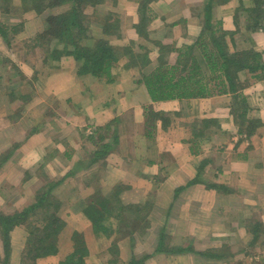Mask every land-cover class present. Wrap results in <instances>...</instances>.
<instances>
[{
	"label": "crops",
	"instance_id": "0c3cea01",
	"mask_svg": "<svg viewBox=\"0 0 264 264\" xmlns=\"http://www.w3.org/2000/svg\"><path fill=\"white\" fill-rule=\"evenodd\" d=\"M3 1L0 27L15 28L22 14H13L9 4L17 2ZM116 1L125 6L123 19L118 15L123 37L109 42L120 51L109 82L79 76L81 61L70 58L47 64L44 81L34 78L47 92L54 89L52 79L58 81L61 67L68 66L64 75L75 76L78 90L71 101L77 116L84 106L77 103L83 102L81 97L90 100L91 108L80 114L83 121L92 124L94 132L109 127L120 147L94 161L91 155L83 156L81 144L76 146V129L70 137L63 126L53 137L52 130H45L50 127L42 125L28 136L27 146L1 166L0 212H21L37 202L39 189L55 183L40 205L58 207L61 231L70 227L69 239L84 236V264H264V70L246 73L248 82L235 98L225 94L152 102L142 82L143 76L160 71L167 72L166 77L172 74L174 82L189 75L190 66L182 69L195 51L187 49L210 42L201 37L208 5L209 29L221 30L220 39L230 53L257 52L264 64V0H149L145 5L143 0ZM105 5L103 15L91 23L92 38L84 43L91 50L98 40L107 39L101 31L114 13ZM62 7L45 10L43 18L37 14L41 24ZM12 60L8 71L0 70V81L20 69ZM72 80L63 88H70ZM77 81H84L85 87L78 89ZM8 84L0 83V143L11 133L21 135L19 124L29 119L20 97L12 94L22 85ZM61 90L57 100L59 92H65ZM151 109L160 115L147 127L145 112ZM45 140L47 151L46 144L39 146ZM59 145L71 148L61 150ZM2 149L0 145V155L8 150ZM22 229L10 232L8 264H21L25 242L17 235ZM4 258L0 240V264Z\"/></svg>",
	"mask_w": 264,
	"mask_h": 264
},
{
	"label": "trees",
	"instance_id": "16d2710c",
	"mask_svg": "<svg viewBox=\"0 0 264 264\" xmlns=\"http://www.w3.org/2000/svg\"><path fill=\"white\" fill-rule=\"evenodd\" d=\"M7 3L9 2L6 0ZM73 0H17L16 4L12 2L14 7L19 6L23 12L33 9L36 14H41L45 10H52L55 6H62L70 3ZM89 0L87 2L91 5L97 1ZM102 2L103 0H98ZM143 5H145L149 0H143ZM5 0L3 1V3ZM142 4V0H139ZM21 11V12H22ZM20 12V13H21ZM66 11L65 13H67ZM211 15V7L208 5L205 9V23L203 26V33L201 37H209V43H197L196 47L192 46L187 49L190 54L195 51L193 56H190L183 69L189 67V75L187 77H180L178 81L173 80L172 74L168 77L160 71V74H150L149 76H143L142 82L146 92L152 102L167 101V100H181V99H196V98H210L216 95L230 94L233 98L239 97L240 91L245 87L248 82V77L250 75L246 73H254L259 70H264V64H261V56L257 52H233L230 53L228 44L220 39L221 30L219 28H210L209 20ZM81 19L83 16L79 14L76 8L69 10L68 14L58 13L54 15L47 16L46 27L43 34H39L38 39L42 40L47 46H51L54 49L55 57L54 60H59L61 56L68 57L71 60L81 61L80 68L77 74H90L93 77L105 78L109 82L111 79L110 68L111 65L117 61L116 51L107 43H103L98 46L95 50H91L86 47L79 46L76 42V38L81 37V33L86 31V27H83ZM114 30L119 27L118 19L114 20ZM52 24V26H51ZM139 33L140 30L137 29ZM5 32L3 27H0V35L4 37ZM121 37L120 34H116ZM62 45L61 49L57 47ZM56 67V66H55ZM171 71V70H170ZM169 72V71H168ZM244 74V80H240V74ZM18 74L21 73L18 71ZM139 82V81H138ZM210 85V87L207 85ZM21 98V96H20ZM22 99H25L22 98ZM152 110V109H151ZM151 110H146V122L150 119L157 118L160 114L152 112ZM107 128V127H105ZM96 130L93 131L92 135H85V139L88 140V144L95 141V147L100 145L103 140V136ZM97 139H94V136ZM99 134V135H98ZM115 136V135H114ZM17 145H12L8 151L0 155V168L9 158V154L13 153ZM105 144H102L93 152L92 157L94 161L101 158L106 151ZM27 175V174H26ZM196 183V180L192 181V184ZM55 183H51L48 187L39 189L37 194V202L25 208L20 213H15L12 215H5L0 212V240L2 243L3 253H4V264H8V257L10 254V232L13 228L17 226H25L28 230V236L30 238L39 235V244L34 248V255H28V252H23L21 264H24V260L32 259L37 260L40 258H45L48 256H53L57 253V248L53 246L52 243H45V240L52 241V238L58 234V231L62 229V225L56 216L57 208L52 204L53 210L49 213L48 222L43 225H26V220H28V215L35 212L40 208L42 204V197L49 196L52 192ZM102 218V217H99ZM41 219H48V216L42 215ZM93 225L96 226V222L93 221ZM51 227H56L51 229ZM41 228V232H39ZM41 233V234H38ZM72 241L75 243L74 250L69 254L63 261L58 262V264H84V257L87 255V250L84 245V241L81 235H72ZM27 251V249H26ZM179 253L183 250L177 251Z\"/></svg>",
	"mask_w": 264,
	"mask_h": 264
},
{
	"label": "rangeland",
	"instance_id": "374dc122",
	"mask_svg": "<svg viewBox=\"0 0 264 264\" xmlns=\"http://www.w3.org/2000/svg\"><path fill=\"white\" fill-rule=\"evenodd\" d=\"M87 1H89V0H73L68 4L62 5L65 7V9L60 10L61 13L68 14L70 9L76 8L79 11V14L81 16H83L84 19H81L82 21H80V22H82L83 27H86V31H83L81 33V35H82L81 37L78 36L75 39L76 42L78 43V45L85 47L84 43H87L88 40H90L92 38L91 35H93V31H95V30L90 29L91 23L95 24V22H97V19H99V16L103 15L101 8L106 6L105 5L106 3L109 4L108 7L112 10L111 13H114L113 16L112 15L110 16V19L112 21L110 23H108L109 26H107V28H102V31H101L103 34L102 35L103 38H107V39L98 40L100 42H97L96 44H94L93 49H96L98 46H100L103 43L109 44V42H111V41H117L118 39L122 38L123 37V35H122L123 28L121 29L120 27H118V28H116L117 30L115 32V30H114L115 26L113 24L115 22L114 20L118 19V15H120V18L123 19V15L121 12L124 11L125 6L122 5L124 2L123 1L117 2L116 0H109V1L103 0L102 2H100L98 0L97 1L93 0L92 2H94V1L95 2L91 5V3L87 2ZM104 2H106V3L103 5ZM4 3H6V2H4ZM3 7H6V5H2V8ZM64 7H62V8H64ZM113 10H115V11L113 12ZM21 11L22 10L19 6L15 7V8L12 7V10H11V12H13V14L20 13ZM32 11H33V9H31L29 11H25V12L22 11L21 12L22 20L20 22H18L17 25H15V28H16V26L17 27L20 26V27L17 29H15L14 27L5 29L7 32L5 30H3L5 32L4 37H3V35L2 36L0 35V50H1L0 55L2 56V57H0V70L5 69L4 71H8L6 69V67L10 66V63L13 61L12 59H14L15 63L17 65H19V67H20V69L17 68L16 70L13 71L15 74L14 76L12 74L10 75L9 72L6 75H4L2 77V80L0 81V83H4L5 81L9 82L8 85H11V88H12V85H15V84H19V85L21 84L22 85V87H19V88L14 87L12 94L17 96V97L21 96L20 106H21L22 112L26 113L28 118H29L25 122L22 123V126H21V124H19V127H21L20 130L22 131L21 135H19V134L13 135L11 133L9 135V138H7L6 140H3L0 143L1 147L3 148L2 150H4L5 148L8 149L12 145L16 144L17 147L13 153L17 154L18 152H20L19 151L20 148L27 146V141H29L28 136L31 135L32 131H34L38 128L40 129L42 127V125H44V124H45V126L50 127V128L45 129V130L46 131L52 130L53 137L59 135L58 132H60V134H61V130H60L61 127L67 126L66 132H65L66 136L72 137V133H74V131L76 129V132L78 133V137H75L77 140L76 146L79 147L80 144L82 145V146H80L79 150H81L83 152V156L85 154L92 156L93 152L96 149H98V147L100 145L105 144V146L107 148L106 151H104L105 154L101 158H99L97 161L104 160L106 158V156L109 155V152H111L113 149H117L120 147L119 137H118V135L114 136V134H111V129L109 127L104 128L103 126H101L102 129L100 130V132H101L100 134L101 135L104 134L105 137L100 142V145L97 147L93 146L96 144L95 141L88 144V140L85 139V135H92L90 133H93L94 128L92 127V124H87L86 121H83L84 118L81 117V115H83V113H82L83 111L86 112L87 109L91 108V105H90L91 103H89L90 100H88V102H87L83 99V97H81L82 99L80 101H83V102H77V103H79L80 105L83 103L84 106H82L80 108V112L78 113V116H77V113H76L77 109L74 106V104L71 102V101H75L74 91L77 90L76 88L74 89V86L76 84L75 76H73L71 73L68 76L64 75V74H67V70L69 69V67L66 65H65V67H61L60 74H56L59 76L58 81L52 79V81H53L52 83L55 85H51L50 87H52L54 89H49V91L44 92V93H43V90L41 91V88L39 86L40 82L34 78V77L40 76V79H42V81H44V78H42L43 77L42 75L44 74V76H45V74L47 72L48 67L46 65L49 63H52V61L59 62L60 64L62 61H64V63H66L68 57L61 56L60 61L54 60V58H53V57H55L54 56L55 55L54 50L57 51V49H54L52 47V45L50 47L47 46L42 40L38 39L39 34H43V31L45 30V27L47 25V24L45 25V23H43V25H42L41 24L42 21H40L38 18V15L41 16L43 14V12L41 14L37 15L36 13H33ZM66 11H68V12L65 13ZM57 12H59V11H55L54 14ZM43 17H44V15H42V18ZM46 20H47V17L43 21L46 22ZM51 26H52V24H51ZM217 28L218 27H216L215 29H217ZM96 30L100 31V28L96 29ZM116 34H120L121 37L117 36ZM104 35H105V37H104ZM106 41H108V42H106ZM62 45L64 46V44H60L57 48L61 49ZM10 51L14 52L16 54V56H15V54H14V56L10 55ZM115 51L120 52L119 50H115ZM116 55H117V53H116ZM42 69H43V71L40 72V70H42ZM4 71H2V73H4ZM18 71L21 73V75L18 74ZM49 71L51 72V73L50 72L49 73L52 76V74H53L52 69H50ZM13 72H10V73H13ZM84 74H86V73H84ZM84 74H80V75L78 74V75L82 76ZM70 78L73 79L70 88H67V89L63 88L65 83ZM28 79L30 80L29 83L25 82V81H28ZM32 81H33V84L31 86ZM81 82L77 81V85L79 86L78 89L81 88L82 86H83V88L85 87L84 81H81ZM61 89H64L65 92H59L60 95H62V97L58 98V100H57L56 93ZM24 97H25V99H22ZM95 98H97V97H95ZM17 100H19V99H17ZM98 100H101L100 96H98ZM65 101H66V104H65ZM151 111L154 112L153 110H151ZM154 114H156V113H154ZM150 119H152V120H149L146 122L147 127L148 126L150 127L151 123L155 121V118H153V116H151ZM30 121H32V122H30ZM58 122L60 123L59 127H58ZM31 123H33V124H31ZM105 127H107V126H105ZM32 128H33V130H32ZM67 128H68V130H67ZM58 130H60V131H58ZM21 138H27V139L24 140ZM94 139L95 140L97 139L96 134L94 136ZM48 141L49 140L40 141L39 146H41V145L45 146V144H46L45 149H46V151L49 150V148L47 149ZM71 143H72V145H75V142L73 140L71 141ZM40 148H43V147H40ZM70 148H71L70 146L65 147V145H59V149H61V150L62 149L68 150ZM89 149H91V151H92L91 154H89ZM7 151H5V152L3 151V154H5ZM11 154H9V155L11 156ZM10 156H9V158H11ZM9 158H7V160ZM50 197H48V198H50ZM51 206H52V204L49 205V207L47 209H44L43 205H41L40 208L36 211V213L32 212L31 214H29L28 215L29 218H28V220H26V225L27 224H31V225L37 224L40 226L45 225L49 220L50 211L53 210V208H52L53 206L52 207ZM23 210H21V212ZM45 211H47V212H45ZM43 214L46 217L48 216L47 220L41 219ZM59 221L62 225L63 221L61 219H59ZM27 226H29V225H27ZM22 227H23V229H22L23 234L17 235V240L20 242L19 238H22L23 241L25 242L24 253L28 252V255H30V256L34 255V252H33L34 248H36V246L37 247L40 246V244L38 242L39 241V239H38L39 235H38V237L36 235V236L30 238L28 236V230L25 228V226L22 225ZM54 228H56V227H51V229H54ZM62 228H63V225H62ZM69 228H68L67 232L71 231V230H69ZM41 230L42 229L39 228V232H41ZM39 232H38V234H41ZM67 232L59 230L58 234L52 238L53 242H50V240L49 241L45 240V243H47V244L52 243L53 246H55L57 248V253L53 256H48L46 260H40L39 264H58L57 262L63 261L69 254H71L73 252L74 247H75V243L74 242L72 243V237H71V239H69ZM82 238L84 239V236ZM26 249H27V251H26ZM87 253H88V251H87ZM24 264H36V260H32L29 258V259L24 260Z\"/></svg>",
	"mask_w": 264,
	"mask_h": 264
}]
</instances>
